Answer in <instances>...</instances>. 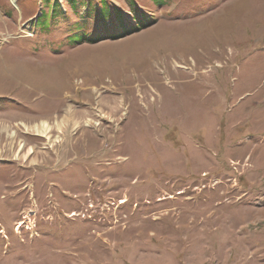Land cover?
<instances>
[{"label": "rangeland", "instance_id": "374dc122", "mask_svg": "<svg viewBox=\"0 0 264 264\" xmlns=\"http://www.w3.org/2000/svg\"><path fill=\"white\" fill-rule=\"evenodd\" d=\"M53 1L0 0V264H264V0Z\"/></svg>", "mask_w": 264, "mask_h": 264}, {"label": "trees", "instance_id": "16d2710c", "mask_svg": "<svg viewBox=\"0 0 264 264\" xmlns=\"http://www.w3.org/2000/svg\"><path fill=\"white\" fill-rule=\"evenodd\" d=\"M66 1L69 4V7L73 10V12L76 13L77 10L75 7V1L74 0H66ZM151 1L155 3V5L163 2V0H151ZM128 4L130 8L129 12L134 18L133 19L134 21L132 22L126 20L117 7L110 10L111 7L106 3L105 0H99V5L97 7L94 5V3L88 1L86 5L85 13H87V15L89 16L91 15L96 16L98 20L101 23H103V27H104L103 29L105 31L107 29L109 30L111 29V31L119 29L121 30L120 33H128L130 31L139 29L141 26H144L147 23L146 20L147 17L141 16L138 12L140 6L132 2ZM65 17L66 15L59 9V3L57 2V0H55L51 5H47V10L44 9L40 10V14L36 17L34 25L39 26L41 32H45L46 30L50 29L52 26L58 23L62 24V26H67L64 27L63 30L66 32H70V34L68 35V41L72 43H76L88 37L86 36V34H84L83 29L81 28L79 29L78 27H76V25L57 21L58 18H62L63 20V18ZM111 18L113 19L111 20ZM110 24H117L118 27L111 28V26L113 25ZM118 34H114L112 36L115 37ZM89 38L91 41L92 37Z\"/></svg>", "mask_w": 264, "mask_h": 264}, {"label": "bare ground", "instance_id": "6f19581e", "mask_svg": "<svg viewBox=\"0 0 264 264\" xmlns=\"http://www.w3.org/2000/svg\"><path fill=\"white\" fill-rule=\"evenodd\" d=\"M36 130L38 132H41L42 134L47 135V133L49 132L50 129H49V125L46 122L42 121L41 124H40V128H37Z\"/></svg>", "mask_w": 264, "mask_h": 264}]
</instances>
